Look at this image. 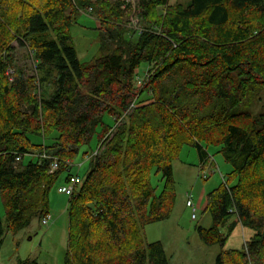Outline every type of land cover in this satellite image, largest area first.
Segmentation results:
<instances>
[{
  "label": "trees",
  "instance_id": "obj_1",
  "mask_svg": "<svg viewBox=\"0 0 264 264\" xmlns=\"http://www.w3.org/2000/svg\"><path fill=\"white\" fill-rule=\"evenodd\" d=\"M79 8L98 24V54L88 64L72 42L70 28H81L72 0H0V244L5 231L49 215L50 190L75 176L80 149L99 129L87 175L67 197L64 264H169L143 229L170 218L173 163L184 147L202 169L209 148L231 167L207 195L212 226L197 229L205 245L221 248L214 264H264V112L235 111L250 86H264V0H137L134 8L96 0ZM13 43L30 48L34 77L18 67ZM142 65L146 76L137 74ZM238 226L250 238L223 250Z\"/></svg>",
  "mask_w": 264,
  "mask_h": 264
},
{
  "label": "rangeland",
  "instance_id": "obj_2",
  "mask_svg": "<svg viewBox=\"0 0 264 264\" xmlns=\"http://www.w3.org/2000/svg\"><path fill=\"white\" fill-rule=\"evenodd\" d=\"M79 16L81 28H70L72 42L74 44L78 60L82 64L90 63L98 54L99 39L98 27L92 10L79 8L84 1L92 3L96 0H72ZM124 1L133 8L137 0H111ZM190 0H168V5L180 4L187 6ZM162 8L159 9L162 12ZM136 21H132L128 28H135ZM17 65L28 71L30 77L35 76L28 45L22 47L13 43ZM143 66V65H142ZM141 66V67H142ZM143 66L138 75L145 73ZM137 87V85L135 84ZM235 111H245L254 116L264 112V86H250L248 95L242 100ZM104 121L111 124V119L104 116ZM95 129L88 144L84 145L75 159L70 171L81 180L87 175L89 164L87 157L98 145V134ZM34 145H43L49 140L29 136ZM214 149L209 148L211 160L202 169L196 152L193 148L184 147L180 152L179 159L173 163V177L175 181V205L170 218L161 222L147 225L143 229L146 243L160 242L169 264H214L216 256L221 252L218 245L207 246L199 238L198 228L209 229L212 220L205 210L207 195L220 188L223 178L231 171L221 156L214 154ZM29 157H25L27 164ZM65 186L63 177L49 192V216L51 220L47 226H42L37 220L17 233L4 232L0 244V264H20L27 261H35L39 264H64L65 254L68 251L69 222L67 213V197L57 193L59 187ZM186 193L192 195L195 209V219H191L192 211L186 207ZM0 223L5 227L4 209L0 200ZM222 234L226 232L222 229ZM251 231L237 227L228 237L223 250H239L245 241L251 236Z\"/></svg>",
  "mask_w": 264,
  "mask_h": 264
},
{
  "label": "built area",
  "instance_id": "obj_3",
  "mask_svg": "<svg viewBox=\"0 0 264 264\" xmlns=\"http://www.w3.org/2000/svg\"><path fill=\"white\" fill-rule=\"evenodd\" d=\"M147 72L144 73V76H146ZM142 82H143V77H137L135 79V84L137 85V87H141L142 86ZM34 157V155H32ZM41 158H44V155L40 156ZM87 159H89L87 157ZM20 160L17 158L16 162H19ZM58 160L53 159L52 163L50 165V173L54 172L55 170L58 169ZM81 180L78 176H74L70 179L68 184H65V186L59 187L57 189V193L60 195H64L65 197H70L72 195V193L74 192V190L80 185ZM186 198V207L190 208L192 211L191 214V219H195V209H194V205L192 202V195L187 194L185 195ZM51 220V217L49 215H47L45 218H43L41 220V225L42 226H47L49 224V221Z\"/></svg>",
  "mask_w": 264,
  "mask_h": 264
},
{
  "label": "bare ground",
  "instance_id": "obj_4",
  "mask_svg": "<svg viewBox=\"0 0 264 264\" xmlns=\"http://www.w3.org/2000/svg\"><path fill=\"white\" fill-rule=\"evenodd\" d=\"M204 154V153H203Z\"/></svg>",
  "mask_w": 264,
  "mask_h": 264
}]
</instances>
